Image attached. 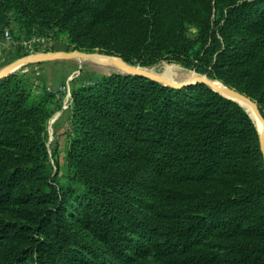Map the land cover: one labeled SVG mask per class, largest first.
I'll list each match as a JSON object with an SVG mask.
<instances>
[{
	"label": "trees",
	"instance_id": "1",
	"mask_svg": "<svg viewBox=\"0 0 264 264\" xmlns=\"http://www.w3.org/2000/svg\"><path fill=\"white\" fill-rule=\"evenodd\" d=\"M7 31L177 64L264 116V0H0ZM36 79L0 80V264H264V160L242 106L201 83H73L62 165L48 147L62 93Z\"/></svg>",
	"mask_w": 264,
	"mask_h": 264
},
{
	"label": "rangeland",
	"instance_id": "2",
	"mask_svg": "<svg viewBox=\"0 0 264 264\" xmlns=\"http://www.w3.org/2000/svg\"><path fill=\"white\" fill-rule=\"evenodd\" d=\"M4 42L5 44L0 45V71H2L10 63L22 57L67 51L66 40L54 41L48 38L34 37L31 40H24L22 42H17L13 38L10 40L6 39ZM23 53L27 55L23 56ZM168 67L182 68V77L177 76L175 78L176 81L169 78L170 80L178 83L185 82V78L188 77V73L191 71L177 64H169L166 61H162L148 68H151L156 74L167 77L165 75V71ZM19 72L31 73L35 77H39L36 81L41 83V85L45 84L54 92L62 93V95H59V99L62 100V109L56 112L48 125V147L51 154H55L61 164L65 165L69 144V132L71 129V105L69 108L64 110L63 107L67 99L71 104L72 97H69V89L72 88L73 83L80 84V81L83 80L90 83L92 79L98 75H110L114 72L122 73V71H120L117 67L107 71L104 68L96 66L90 60L73 59L57 60L53 62L41 63V65L36 64L32 67H23L16 73ZM64 82H66V85H63Z\"/></svg>",
	"mask_w": 264,
	"mask_h": 264
},
{
	"label": "water",
	"instance_id": "3",
	"mask_svg": "<svg viewBox=\"0 0 264 264\" xmlns=\"http://www.w3.org/2000/svg\"><path fill=\"white\" fill-rule=\"evenodd\" d=\"M95 57L113 59L117 67L121 69L122 74H130L134 76L147 78L154 82L160 83L164 86H169L176 89L201 83L209 86L211 89L220 93L222 96L237 102L243 108L244 106L242 105V103L249 105L253 110V116H251L245 108L244 109L247 111V113L254 121L257 130L259 132L260 147L264 160V116L259 108L258 102H256L246 94H243L236 89L226 86L222 82H220L221 85H216L215 84L216 80L210 79L207 76L199 75L196 72H194L196 75V78L194 80L178 83L162 75L155 74L151 72L148 68L127 63L126 61H124V59L118 56H109L101 53H86V52L74 50V51H58L53 53H46L36 56H27V57L19 58L16 61L7 65L0 72V80L10 77L11 75L15 74L17 71L22 69L23 67H27L29 65H36L45 62H53L57 60H73V59L89 60Z\"/></svg>",
	"mask_w": 264,
	"mask_h": 264
},
{
	"label": "bare ground",
	"instance_id": "4",
	"mask_svg": "<svg viewBox=\"0 0 264 264\" xmlns=\"http://www.w3.org/2000/svg\"><path fill=\"white\" fill-rule=\"evenodd\" d=\"M93 64H95L96 66H98V67H101V68H104V69H106L107 71H109V70H111L112 68H114V67H117V65H116V63H115V61L113 60V59H108V58H98V57H95V58H92V59H89ZM118 69H120L119 67H117ZM151 72H153V70L151 69V68H148ZM120 71H121V69H120ZM182 68H180V67H168L167 69H166V71H165V75L168 77V79L169 78H171V79H173L174 81H176L175 80V78L177 77V76H181L182 77ZM1 72V71H0ZM154 73V72H153ZM109 74V73H108ZM156 74V73H155ZM159 75V74H158ZM166 77V78H167ZM184 77V76H183ZM196 78V75H195V73L194 72H192V71H189V73H188V77H186L185 79L186 80H184L185 82L186 81H192V80H194ZM215 84L216 85H221V83L219 82V81H215ZM242 105L244 106V108L249 112V114L251 115V116H253V110H252V108L249 106V105H247V104H245V103H242ZM258 123V122H257ZM259 124V123H258Z\"/></svg>",
	"mask_w": 264,
	"mask_h": 264
},
{
	"label": "built area",
	"instance_id": "5",
	"mask_svg": "<svg viewBox=\"0 0 264 264\" xmlns=\"http://www.w3.org/2000/svg\"><path fill=\"white\" fill-rule=\"evenodd\" d=\"M12 37H11V34L7 31L6 33H5V40L6 39H8V40H10ZM3 45V44H5V42H3V43H0V45ZM69 86V85H68ZM68 88H70V87H68ZM51 90V89H50ZM69 97H72V94H71V89H69ZM68 97V98H69ZM71 104H72V98H71ZM70 103H69V100L67 99L66 101H65V103H64V107H63V110L64 109H66V108H69V106L71 105Z\"/></svg>",
	"mask_w": 264,
	"mask_h": 264
}]
</instances>
